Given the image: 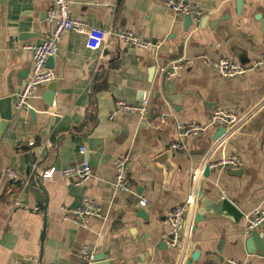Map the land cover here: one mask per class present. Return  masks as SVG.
Returning a JSON list of instances; mask_svg holds the SVG:
<instances>
[{
    "label": "crops",
    "instance_id": "0c3cea01",
    "mask_svg": "<svg viewBox=\"0 0 264 264\" xmlns=\"http://www.w3.org/2000/svg\"><path fill=\"white\" fill-rule=\"evenodd\" d=\"M66 1L71 15L88 25L131 31L154 47L135 49L110 39L102 51H90L83 35L62 36L48 64L55 93L48 84L38 86L29 108L16 112L18 125L12 121L0 134V264H82L85 246L111 264H175L178 255L162 236L168 213L186 205L189 253H200L192 264H264L260 251L253 246L248 251L250 232L244 230L243 217L233 224L197 215L201 182L204 196L225 197L243 215L264 207V68L250 67L264 53V29L256 19L264 20V0H242L240 14L237 0H186L202 11L187 30L185 16H174L161 0ZM51 3L0 0V99L10 98L13 112L15 94L29 76L30 55L22 46L39 44L48 35L45 12ZM181 57L191 64L174 77L161 72ZM242 57L248 60L245 72L231 79L207 64L218 59L238 64ZM145 97L146 117L122 113L109 119L117 100L138 104ZM260 103L256 115L211 156L206 153L217 129L182 140L181 150L173 148L177 123L205 126L216 109L241 115ZM165 154L167 159L155 161ZM229 154L240 158L238 169L211 168L208 178L202 177L207 164ZM119 157L127 158V192L114 189ZM81 161L91 169L86 182L76 185L60 175ZM169 163L174 168L166 179ZM51 168L55 173L44 179ZM35 173L45 189L40 198L29 186L23 189L27 175L30 179ZM84 197L99 205L101 217L90 218L84 227L63 221L62 209L79 206ZM141 198L147 200L144 207L138 204ZM256 230L264 238V225Z\"/></svg>",
    "mask_w": 264,
    "mask_h": 264
},
{
    "label": "built area",
    "instance_id": "2783aa9c",
    "mask_svg": "<svg viewBox=\"0 0 264 264\" xmlns=\"http://www.w3.org/2000/svg\"><path fill=\"white\" fill-rule=\"evenodd\" d=\"M163 5L170 10L174 16H189L194 22H197L202 11L195 5L186 0H161ZM45 22L49 28L48 35L39 44H25L23 49L30 55L29 76L21 85L19 91L15 94L13 109L15 112L29 108V99L34 90L43 84H48L54 80V73L46 66L48 58H53L58 49V45L62 36L67 32H74L83 35L86 40V48L90 51H102L110 41L115 39L119 43H124L128 47L135 49L153 48L154 45L145 39H141L131 31H112L105 30L88 25L80 18L73 17L69 10V4L66 0H52L51 5L45 12ZM192 60L183 57L170 61L166 64L161 72L167 77H174L178 70L185 65L191 64ZM209 67L223 78H235L241 76L245 72V68L228 59L208 60ZM252 68H264V53L258 55L251 61ZM263 103L256 105L253 109L236 115L232 111L224 108L216 109L207 125L190 123L183 125L176 124L178 142L173 145L174 149L181 150L182 140L197 136L200 132L207 128L218 129L223 127L224 134L214 142L208 149L206 156L224 148L225 144L230 141L238 132L256 115L261 109ZM149 99L143 98L138 104H128L123 100H117L109 115V119L122 113L136 114L140 117H146L149 114ZM33 143H30L32 145ZM84 147L78 148V153L83 155ZM127 158L119 157L114 160L115 181L114 189L120 192L128 191L127 179ZM241 166V160L236 155H226L220 160L210 165V168H231L238 169ZM55 168H51L43 174V178L49 179L55 173ZM60 175L66 179H71L76 185L86 182L91 177V169L86 161L79 164L66 167L59 171ZM147 200L141 198L138 204L141 207L146 205ZM188 206H177L167 215L168 230L162 236L166 246L175 251L178 259L175 264H184L186 258L189 257L191 230L186 226V212ZM62 219L77 227H84L90 218L101 217V209L99 205L92 199L84 197L77 207L63 208ZM244 230L249 233L264 225V207L253 209L249 213L242 216ZM82 264H94V251L85 246L80 250ZM230 264H246L244 262H235L231 260Z\"/></svg>",
    "mask_w": 264,
    "mask_h": 264
},
{
    "label": "water",
    "instance_id": "95a60500",
    "mask_svg": "<svg viewBox=\"0 0 264 264\" xmlns=\"http://www.w3.org/2000/svg\"><path fill=\"white\" fill-rule=\"evenodd\" d=\"M236 10L237 13L240 14V10L242 7V0H237L236 3ZM256 19H259L262 27L264 29V20L261 19L260 15H256ZM184 28L185 30H187L193 23V20L191 19V17L189 16H185L184 19ZM128 49H124L122 50L123 53H126ZM53 58H48L47 62H46V66L48 67V64L51 62ZM248 60L244 57L239 59V65H243L244 68H246V66H244V64L247 62ZM252 68V66H250ZM247 67V68H250ZM90 69H93V65L90 67ZM48 90L55 93L56 91V85L54 82H50L48 83L47 86ZM51 93V94H53ZM51 99L52 95H48ZM47 101V104L50 105L52 102L51 101ZM11 106V100L10 98L6 97V98H2L0 99V119H1V123H0V134L3 133L6 128L8 126L11 125L12 121H14V117L16 115V112L12 111V108H10ZM30 115L32 118H34L35 113L33 110H30ZM15 125H18V121H14ZM225 132V129L223 127H219L217 129V131L215 132V135L210 138V142H216ZM13 136V135H12ZM168 154H165L163 156H160L158 158H156V162L160 163L161 160L167 159ZM174 168V166L169 163L167 166L164 167V175L165 178L167 179L169 177L170 172L172 171V169ZM171 169V171H170ZM217 169V168H215ZM216 171V170H214ZM212 172V169L210 168V165L207 164L204 167L203 173H202V177L204 179L208 178V176L210 175V173ZM29 174L27 175V179L30 180L29 182L27 181L26 183L23 184V189H25L26 186H29V190L31 192V194L36 197V198H40L39 197V192L43 191V193H45V189L44 186L41 182V177L35 173V176L33 178L29 179ZM45 179V178H44ZM197 200L199 202V208L197 210V215L199 217V220L203 219L206 216H214V217H219L222 219H226L229 220L231 223L233 224H237L243 214L240 211V209L229 199L225 198V197H215L214 199L212 197L209 196H204L202 193V182L200 183L199 186V191L197 193ZM139 216L145 220L146 222H148V217L146 216V214L144 213L143 210H140L139 212ZM245 244L248 248V251L250 252V250L252 249V246L254 247L255 250L260 251V253L264 256V238L260 235V233L257 230H253L248 234V237L245 239ZM199 251H194L193 253H191L189 255L188 258H186L184 264H192L193 262H196L198 260L199 257ZM140 262V261H139ZM94 264H111L109 261H107L105 259V256L103 254L100 255H95V263Z\"/></svg>",
    "mask_w": 264,
    "mask_h": 264
}]
</instances>
